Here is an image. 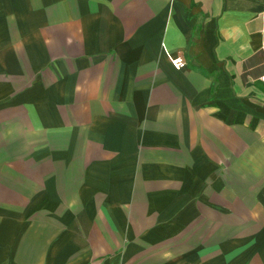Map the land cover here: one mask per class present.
I'll list each match as a JSON object with an SVG mask.
<instances>
[{
  "label": "crops",
  "instance_id": "0c3cea01",
  "mask_svg": "<svg viewBox=\"0 0 264 264\" xmlns=\"http://www.w3.org/2000/svg\"><path fill=\"white\" fill-rule=\"evenodd\" d=\"M0 264H264V0H0Z\"/></svg>",
  "mask_w": 264,
  "mask_h": 264
},
{
  "label": "built area",
  "instance_id": "2783aa9c",
  "mask_svg": "<svg viewBox=\"0 0 264 264\" xmlns=\"http://www.w3.org/2000/svg\"><path fill=\"white\" fill-rule=\"evenodd\" d=\"M168 59H169L171 65L173 66V68L176 69V70H179L184 65V60H183V58L181 56L172 58V57H170L168 55Z\"/></svg>",
  "mask_w": 264,
  "mask_h": 264
}]
</instances>
